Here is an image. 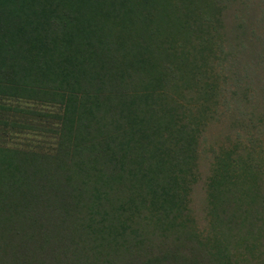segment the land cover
Here are the masks:
<instances>
[{"label": "trees", "instance_id": "obj_1", "mask_svg": "<svg viewBox=\"0 0 264 264\" xmlns=\"http://www.w3.org/2000/svg\"><path fill=\"white\" fill-rule=\"evenodd\" d=\"M174 1L148 0L165 18ZM149 15L139 0H0V264H226L142 208L157 181L134 63L159 59ZM41 133L49 150L9 143Z\"/></svg>", "mask_w": 264, "mask_h": 264}, {"label": "rangeland", "instance_id": "obj_2", "mask_svg": "<svg viewBox=\"0 0 264 264\" xmlns=\"http://www.w3.org/2000/svg\"><path fill=\"white\" fill-rule=\"evenodd\" d=\"M139 4L161 47L134 62L154 110L157 181L142 208L226 264H264V0H175L167 18Z\"/></svg>", "mask_w": 264, "mask_h": 264}]
</instances>
